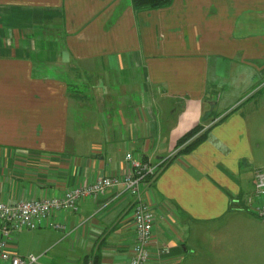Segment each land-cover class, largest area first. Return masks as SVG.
Wrapping results in <instances>:
<instances>
[{
  "label": "crops",
  "instance_id": "1",
  "mask_svg": "<svg viewBox=\"0 0 264 264\" xmlns=\"http://www.w3.org/2000/svg\"><path fill=\"white\" fill-rule=\"evenodd\" d=\"M198 123L143 187L148 264H264V0H0V202L164 162ZM133 208L116 187L55 212L34 264H128Z\"/></svg>",
  "mask_w": 264,
  "mask_h": 264
},
{
  "label": "built area",
  "instance_id": "2",
  "mask_svg": "<svg viewBox=\"0 0 264 264\" xmlns=\"http://www.w3.org/2000/svg\"><path fill=\"white\" fill-rule=\"evenodd\" d=\"M129 166L122 176H104L93 182L67 189L60 196L18 200L13 203L0 202V264H34L37 256H19L11 250L9 241L21 229H36L45 225L51 215L63 209L76 210L78 202L84 198H98L106 189L121 187L134 198L132 222L134 241L128 264H148L149 243L152 237L153 212L144 197L143 187L147 186L158 173L159 163L134 157L131 153L124 156ZM255 195L264 197V172L257 169L254 173ZM255 214L264 219V203L255 208ZM169 252L167 246L158 250V255ZM159 264H167L161 261Z\"/></svg>",
  "mask_w": 264,
  "mask_h": 264
},
{
  "label": "trees",
  "instance_id": "3",
  "mask_svg": "<svg viewBox=\"0 0 264 264\" xmlns=\"http://www.w3.org/2000/svg\"><path fill=\"white\" fill-rule=\"evenodd\" d=\"M130 1L132 4V9H133L134 13H138L140 11L154 10V9L167 7V6L171 5L174 0H130ZM227 114L228 113L221 116L219 120H223V118H225L227 116ZM209 115H210V112H209ZM211 127L212 126H209L207 129H203V125L201 123H198V124L194 125L192 128H190L188 131H186L177 140L176 148H178V149L174 153V155L171 158L166 159L164 162L159 163L158 172L161 170V168L163 167V165L165 163L166 164L169 163L170 161H172L175 157H177L180 154L190 152L200 142L204 141L207 137L208 130Z\"/></svg>",
  "mask_w": 264,
  "mask_h": 264
},
{
  "label": "rangeland",
  "instance_id": "4",
  "mask_svg": "<svg viewBox=\"0 0 264 264\" xmlns=\"http://www.w3.org/2000/svg\"><path fill=\"white\" fill-rule=\"evenodd\" d=\"M39 228L21 229L17 231L9 241L11 250L17 255L26 257L29 254H38Z\"/></svg>",
  "mask_w": 264,
  "mask_h": 264
}]
</instances>
